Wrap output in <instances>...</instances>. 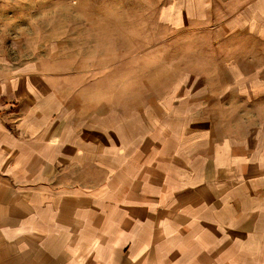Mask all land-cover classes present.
I'll use <instances>...</instances> for the list:
<instances>
[{
	"label": "crops",
	"instance_id": "obj_1",
	"mask_svg": "<svg viewBox=\"0 0 264 264\" xmlns=\"http://www.w3.org/2000/svg\"><path fill=\"white\" fill-rule=\"evenodd\" d=\"M219 1L231 30L264 34V0ZM216 2L170 0L164 15L201 24ZM60 90L0 64V264H264V164L249 133L242 153L188 168L126 147Z\"/></svg>",
	"mask_w": 264,
	"mask_h": 264
},
{
	"label": "rangeland",
	"instance_id": "obj_2",
	"mask_svg": "<svg viewBox=\"0 0 264 264\" xmlns=\"http://www.w3.org/2000/svg\"><path fill=\"white\" fill-rule=\"evenodd\" d=\"M169 1L0 0V64L58 84L126 147L203 170L223 147L242 153L249 133L252 164L263 165L264 34L231 30L219 0L207 22L173 27Z\"/></svg>",
	"mask_w": 264,
	"mask_h": 264
}]
</instances>
